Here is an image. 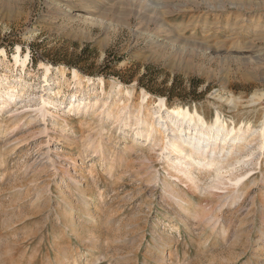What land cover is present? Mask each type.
I'll use <instances>...</instances> for the list:
<instances>
[{
    "label": "rangeland",
    "instance_id": "374dc122",
    "mask_svg": "<svg viewBox=\"0 0 264 264\" xmlns=\"http://www.w3.org/2000/svg\"><path fill=\"white\" fill-rule=\"evenodd\" d=\"M0 264H264V0H0Z\"/></svg>",
    "mask_w": 264,
    "mask_h": 264
},
{
    "label": "bare ground",
    "instance_id": "6f19581e",
    "mask_svg": "<svg viewBox=\"0 0 264 264\" xmlns=\"http://www.w3.org/2000/svg\"><path fill=\"white\" fill-rule=\"evenodd\" d=\"M46 69H48V71L51 70L49 65H46ZM77 79L79 80L81 78L78 76ZM119 90H122V86H119ZM159 106L160 109L157 112L163 111V109L167 107L166 101L160 100ZM145 108L146 107L143 108V105L139 104V106H137V112L141 114L142 111L145 110ZM168 111L170 112V114L169 116H167V118L172 121H176L172 123V129H170L172 132L171 138L175 139L173 146H175L176 148L179 145L183 144V147H198L199 150H197V153L199 155L207 153L208 149H210L213 155H218V153L222 151V149H218L219 143L222 144V147H224L228 143H230V146L233 147L240 138V136H230V133H228V124L223 122L220 118H217L214 124H208L206 119L202 115L193 114L189 109H185L184 107H173ZM150 115L152 114L147 113L148 119L146 123L147 126L153 128L155 132L149 131L148 135L153 133L155 136H158L162 140H164L166 138V135H164L165 132L163 131L162 127L164 128L166 125H168V120H165V117L161 116L162 119L164 118L163 121L157 122ZM190 128L194 129L195 132L191 133L189 131ZM241 130L242 129H240V131ZM178 152H180L181 155H188V152L181 149H179Z\"/></svg>",
    "mask_w": 264,
    "mask_h": 264
}]
</instances>
